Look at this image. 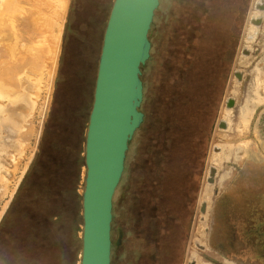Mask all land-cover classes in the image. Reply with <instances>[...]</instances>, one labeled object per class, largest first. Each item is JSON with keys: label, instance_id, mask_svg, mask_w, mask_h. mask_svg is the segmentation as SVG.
Segmentation results:
<instances>
[{"label": "rangeland", "instance_id": "obj_1", "mask_svg": "<svg viewBox=\"0 0 264 264\" xmlns=\"http://www.w3.org/2000/svg\"><path fill=\"white\" fill-rule=\"evenodd\" d=\"M41 1L0 0V28L6 23L21 35L17 44L21 64L26 57L33 58L25 44L33 43V38H28L33 30L31 7L41 6ZM113 1L66 0L58 25L59 50L46 92L36 98L32 112L11 110L13 104L1 113L0 222L38 158L33 179L20 193L16 220L21 240L27 242L30 228L37 236L33 239V255L40 257L36 264H80L86 132ZM257 1L176 0L180 8L176 4L156 27L158 32L152 31L159 50V93L157 99H150L151 115L144 119L143 114L144 121L131 138L133 144L125 160L131 167L130 176H122L124 185H118L113 197L119 214L111 229V264H190L193 254L194 264H264V177L261 173L242 177L243 169L250 165H264V102L256 106L246 123L235 125V112L251 82L247 71L264 70V56L259 62L254 58L258 50L264 51V10ZM168 2L165 0V6ZM73 28L79 30L77 34ZM36 38L38 41L39 36ZM0 44V80L9 82L13 75L5 64L11 54L3 41ZM199 45L203 46L201 54ZM189 62L198 69L195 75L190 66L185 67ZM178 72L181 79L192 82L196 116L193 142L192 137L185 141L179 137L184 126L173 121L176 116L181 118V112H191L193 104L186 109L177 87ZM263 73L250 91L252 100L264 95ZM257 83L261 90L257 87L253 91ZM1 96L0 103H10ZM230 99L235 102L232 108ZM165 119L169 123L162 125ZM222 120L226 129L220 126ZM231 137L232 149L240 143L242 151L235 153L234 161L221 166L214 163L220 171H226L228 164L232 173L223 187L217 186L206 196L202 211L210 157L222 155L223 141ZM248 141L252 146L244 150ZM165 147L170 154L162 162L159 152ZM196 153L203 154L201 160L196 159ZM197 164L202 171L193 206ZM140 175L142 183L135 185ZM242 189L249 193L247 198L240 193ZM137 191L140 197L130 208L129 197L134 199ZM255 191L259 193L254 195ZM43 194L45 198H40ZM58 212L65 213V220L56 223ZM142 235L145 248L134 260L139 243L136 236Z\"/></svg>", "mask_w": 264, "mask_h": 264}, {"label": "water", "instance_id": "obj_2", "mask_svg": "<svg viewBox=\"0 0 264 264\" xmlns=\"http://www.w3.org/2000/svg\"><path fill=\"white\" fill-rule=\"evenodd\" d=\"M159 2L114 0L107 20L85 140L80 264H111L113 197L125 169L129 142L143 121L141 65L150 56L149 31ZM259 9L264 10V5ZM234 104L230 99L231 108ZM220 126L226 129L225 120ZM209 172L206 189L214 186L220 170L214 166ZM211 189L201 202L202 211ZM195 256L190 264L195 263Z\"/></svg>", "mask_w": 264, "mask_h": 264}, {"label": "bare ground", "instance_id": "obj_3", "mask_svg": "<svg viewBox=\"0 0 264 264\" xmlns=\"http://www.w3.org/2000/svg\"><path fill=\"white\" fill-rule=\"evenodd\" d=\"M45 1L48 2L46 3ZM257 2L259 7H262L264 5V0H258ZM41 3V6L31 7L33 8V12L31 13V19L29 22L30 24H32L33 30H31V35H28V38L30 39V37H32L33 43H27L26 41L24 42V44L27 43L25 45H27L26 49L28 50V53L33 54L32 59H30V57H26L24 63L21 64L22 61L18 62V60H20L19 56L21 55V50H18L17 44L19 42V39L21 38V35L19 33H14L6 23L3 24V27L1 25L2 29L0 28V41H3L6 44L8 51H10L11 54V57H9V60L5 64V68L7 72H12L11 75H13V78L9 82L5 81V78H2L3 80H0V94H2L1 98L9 100L10 102L6 105L4 103H0V118L1 113L5 111L6 106H12L13 104L16 105L10 107L12 108L11 110L17 112H32L36 104V98H38L39 95L42 96V93L46 92L47 90L46 87H48L47 84L51 78L52 68L57 59V52L59 50V45L57 46V42L59 39L58 25L61 20V16L63 15L66 0H59L58 2L57 0H42ZM5 16L8 17L7 15ZM25 34L27 36V33ZM36 35L39 36L38 41H36ZM0 48H2L1 44ZM17 57L19 58L17 59ZM8 62L10 63V65L12 64L10 67L7 66ZM12 66H14L15 69L12 70ZM263 72L262 70L258 69H252L248 72L251 77V82L247 87L245 98L235 112L236 127H239L242 122L246 123V120L249 119V117L252 115V112L254 111L256 106H258L259 103L264 102V95L256 97L253 100L250 95V91L253 85L257 82V78L260 76L259 74H262ZM260 82V85L262 86L263 81L261 80ZM258 86L259 85L257 83L253 91L256 90ZM32 89L33 92L31 91ZM257 90H261V88L258 87ZM223 142L224 152L221 155V152L219 151V157L215 156V154L210 157L211 163L209 171L211 167H214V163L217 164L216 166H218V164L219 166H221L222 164H224V162L228 163L234 161L235 159H237V154L235 155V153H237L238 151L239 155V150L242 151L243 144L240 143L237 145V147H234L232 149V144L234 143V139L232 137L225 139ZM249 145L252 146L251 141L245 142L244 150H248ZM243 154L247 156L245 151ZM255 157L257 158V156ZM226 167V171H220L217 178L215 177L216 180L214 186L210 185L207 189L205 187V193L206 190L211 189V186L212 189H215L217 186L223 187L227 183V181L231 177L232 168H230V166L228 165L225 166V168ZM216 168L218 170L222 169L218 167ZM245 169H243V173L246 172ZM257 172L261 173V176L264 177V165H262V163H259V165H250L247 173L243 174L242 177L246 178L247 175H250V173L255 174ZM209 176L210 172H208L207 178ZM239 177L236 179V181L240 179ZM257 180H259L260 184H262V181L259 178H257ZM240 193L246 198V194H249L245 189H242ZM258 193L259 192L257 191L253 192L254 195H257Z\"/></svg>", "mask_w": 264, "mask_h": 264}, {"label": "trees", "instance_id": "obj_4", "mask_svg": "<svg viewBox=\"0 0 264 264\" xmlns=\"http://www.w3.org/2000/svg\"><path fill=\"white\" fill-rule=\"evenodd\" d=\"M168 6H165V0H160L159 5L155 11L152 23H151V28L149 31V40L151 43V48H150V56L147 59V61L141 65V79L143 82V87H144V97H143V101L139 107L140 110L144 111V119L146 116L151 115L152 112V107L150 106V99L153 97L157 99L156 95H158L159 91H158V85L160 84L159 78H160V73L157 69V67H159L160 65V61L158 60V53L159 50L158 48H156V38H153L152 35V31L154 32V29H156V27L158 26V24H160L162 22V20H165V17H168V12L169 10H171L176 4L178 5V8H180L179 6V2L177 3L176 0H169L168 2ZM176 5V7H177ZM160 10V11H159ZM72 12V10H71ZM178 13V11H177ZM176 13V14H177ZM74 14V12H73ZM174 19V17H172V20ZM174 22V21H173ZM158 32V29H156ZM72 31H74L76 34L78 33V29L77 28H73ZM160 32L162 30H159ZM156 32V31H155ZM154 32V33H155ZM200 38H203V35L201 34ZM207 39V38H206ZM204 40V38H203ZM203 48V46L199 45L198 49H199V53L201 54V49ZM188 66L191 67L192 72L194 73V75L197 73L196 70V65L193 66V63L189 62V65L186 64L185 67L188 68ZM188 73V72H187ZM189 74V73H188ZM190 76V75H189ZM59 78H61V76H59ZM178 90L179 93H181L182 97L184 98V102H185V106L186 109L188 110L189 108V104H191L193 102V97L194 94L192 93L193 91V87H192V82H186L184 78H180V72H178ZM191 112L189 111H185V112H181V118L179 117H175L173 119V121H175L176 123L178 121H181V124L184 126L183 129H181L180 132V136L182 138L183 141L192 137V139L190 140V142H193V138H194V129H193V123L192 121L195 122V117L193 114H195V104L193 102V104L191 105ZM189 117V118H188ZM144 121V120H143ZM143 123V122H142ZM165 123H169L168 121L166 122V119L164 121V124L162 123V125H165ZM185 123L187 125H185ZM191 124V125H188ZM173 131V130H172ZM210 135V131L207 132V136ZM172 136V135H171ZM173 138V137H172ZM44 137L41 140L40 143V153L43 151L44 149ZM133 141L131 139V141L129 142V147H132ZM168 147L163 148V150H161L159 152V157L160 160L165 161L170 152L168 153ZM198 151V150H197ZM194 152V150H193ZM40 153L38 154V156L40 155ZM195 154V152H194ZM196 159L201 160L203 154H198L196 153ZM37 156V157H38ZM203 161V159H202ZM38 158H36L32 164V166L30 167V169L28 170L23 182L21 183V187L19 188L18 193L15 195V197L12 200V203L10 205V207L8 208V210L6 211L4 217L2 218V221L0 222V264H36L39 260L40 257H36L35 255H33V239H37L36 234L33 232V228H30L29 232H28V240L27 242H25L22 239V236L17 235V227H16V220L20 215V205L17 206L18 201H19V196L20 193L22 192V189H24L26 186H28V181L31 182V180L33 179V175L32 172H35V169L38 165ZM198 163V162H197ZM128 161L125 163V169L123 172V175L126 176L127 178L130 176V172H131V167L127 165ZM196 174H197V184H196V188H195V192L193 194V206L196 200V195L198 193V187H199V182H200V176H201V171H202V166L197 164L196 166ZM122 175V176H123ZM142 177L143 175H140L139 180L135 183V185H140L142 183ZM121 182V180H120ZM124 180L119 183V187H121L123 184ZM128 182V180H127ZM160 184V182H156V185ZM47 185V184H46ZM135 198L133 199L131 196L129 197V203H130V208L134 205V201H138L139 197H140V192H135ZM131 194V193H130ZM45 194L39 196L40 198H45ZM171 197V194L168 193V198ZM156 200V199H154ZM121 208V207H120ZM116 214L118 215V210L116 208V204H114L113 206V220H112V229L114 226V219L116 218ZM134 216L133 213H130V216ZM56 217V223L58 222H62L65 220V213L62 212H58L57 215H55ZM133 233V231H131ZM129 235V233H128ZM136 239L139 241V243L137 244L138 247L136 248V255L134 257V260L137 258V256L139 255V253L143 250L144 247V241H145V237L142 236H136ZM143 245V246H142ZM112 250H113V244H112ZM165 253L169 252L167 249H164ZM113 254V253H112ZM132 262V260H126V262Z\"/></svg>", "mask_w": 264, "mask_h": 264}, {"label": "flooded vegetation", "instance_id": "obj_5", "mask_svg": "<svg viewBox=\"0 0 264 264\" xmlns=\"http://www.w3.org/2000/svg\"><path fill=\"white\" fill-rule=\"evenodd\" d=\"M263 52H264V51H261V50L259 51V50H258V51L255 53L254 58L257 59V62H259V60L264 56V55H263ZM263 58H264V57H263ZM257 62H256V63H257ZM254 66H255V65H254ZM254 66H253V67H254ZM248 72H249V70L247 71V73H248ZM248 168H249V167H247V168L245 169V171H248ZM253 171H254V170H253ZM253 171H252V172H253ZM252 172H251V173H252ZM246 173H247V172H245L244 174H246ZM256 174H257V175H260L259 172H257ZM260 176H261V175H260ZM230 188H231V187H230ZM216 208H218V207H216ZM214 214L217 215V209H216V211H215Z\"/></svg>", "mask_w": 264, "mask_h": 264}]
</instances>
